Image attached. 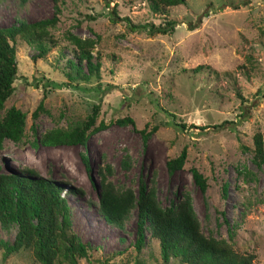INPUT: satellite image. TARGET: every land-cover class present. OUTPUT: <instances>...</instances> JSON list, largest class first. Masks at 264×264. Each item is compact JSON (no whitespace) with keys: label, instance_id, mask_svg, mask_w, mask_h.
Masks as SVG:
<instances>
[{"label":"rangeland","instance_id":"rangeland-1","mask_svg":"<svg viewBox=\"0 0 264 264\" xmlns=\"http://www.w3.org/2000/svg\"><path fill=\"white\" fill-rule=\"evenodd\" d=\"M53 3L0 0V26L50 17ZM59 4V20L48 28L54 42L45 51L17 41L14 90L1 114L15 106L25 123L18 141H0V172L35 174L61 186L73 230L93 247L74 264H183L161 256L147 227L141 250L134 248L136 206L119 225L104 221L97 194L102 174L120 191L152 190L162 209L188 197L204 235L264 264V164L253 159L255 132L264 144V0H186L170 7L169 17L177 21L172 34L131 31L110 19L115 4L134 23L161 22L145 0ZM72 36L91 40L98 74L67 77L69 60L88 70L86 60L76 58ZM95 105L94 125L106 126L84 144L41 143L49 131L82 125ZM126 116L134 126L117 122ZM182 148L183 166L169 171L165 161ZM192 168L205 178L204 189ZM16 231L12 219L0 222V264H40L30 248L5 250Z\"/></svg>","mask_w":264,"mask_h":264},{"label":"trees","instance_id":"trees-1","mask_svg":"<svg viewBox=\"0 0 264 264\" xmlns=\"http://www.w3.org/2000/svg\"><path fill=\"white\" fill-rule=\"evenodd\" d=\"M109 6L112 0H103ZM149 9L160 16L159 23H134L128 16H121L114 4L110 9L112 21L122 20L131 31L146 30L149 34H172L177 21L169 17L170 7L183 4L186 0H145ZM60 0H54V9L50 17L33 21L20 20L9 26H0V141L10 138L18 141L23 133L24 114L15 106L9 107L3 114L5 100L14 90L13 81L16 78L18 64L16 59V44L18 39L26 43H37L45 51L50 42H54L48 28L54 26L61 13ZM76 48V58L86 60L87 73L72 61H67L68 78L78 75L88 78L98 74L100 60L91 62L92 42L90 39H79L72 36ZM201 66L194 70L199 71ZM70 80V79H69ZM53 86L60 83L52 82ZM235 94L244 102V97L237 89ZM98 105L92 109L86 121L72 130L54 129L45 133L41 138L44 145L84 144L88 137L98 130L105 128L100 122L94 125ZM174 118V114H170ZM118 123L134 122L130 117L117 119ZM172 124L184 128L185 123ZM226 121L218 126L223 127ZM186 159V149L182 148L174 158L165 161L166 168L172 171L181 168ZM253 159L256 164H264V144L261 132L253 135ZM195 182L201 189L205 187V178L192 168ZM62 188L51 180L35 174L18 175L0 172V222L8 219L15 221L17 231L7 252L20 248H30L40 264H74L76 258L87 257L93 248L87 241L73 230L71 208L61 194ZM98 193V211L104 221L111 225H119L124 221L131 209L137 207L138 237L134 244L136 250H141L145 237L143 229L147 227L150 236L155 239L160 248L161 256L175 258L183 264H252L255 255L241 252L224 239L207 237L200 229L190 200L185 197L178 201L173 208L162 209L155 199L152 190L142 185L137 191L132 188L118 190L115 185L102 174ZM223 195L225 188L222 187ZM95 248V247H94Z\"/></svg>","mask_w":264,"mask_h":264}]
</instances>
